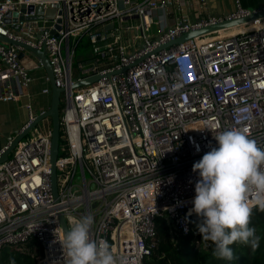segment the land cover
Returning <instances> with one entry per match:
<instances>
[{
	"label": "built area",
	"instance_id": "obj_1",
	"mask_svg": "<svg viewBox=\"0 0 264 264\" xmlns=\"http://www.w3.org/2000/svg\"><path fill=\"white\" fill-rule=\"evenodd\" d=\"M170 3L0 0V35L44 50L63 101L56 197L50 118L40 119L0 161V250L33 240L40 247L37 264H63L59 215L68 230L72 221L91 216L92 239L106 240L129 264H143L157 233L156 217L171 225L172 238L197 234L189 219L200 218L188 215L199 178L192 168L218 147L215 134L246 129L264 149V14L157 49L188 30L264 5L247 7L234 0L231 11L169 22ZM21 4L56 13L51 19L10 14L6 21L7 12H19ZM83 39L89 55L77 59ZM39 68L37 54L0 38V100L27 95L32 71ZM41 93L50 94V85ZM25 108L20 130L46 111L36 110L32 101ZM8 145L0 146V155Z\"/></svg>",
	"mask_w": 264,
	"mask_h": 264
},
{
	"label": "clouds",
	"instance_id": "obj_2",
	"mask_svg": "<svg viewBox=\"0 0 264 264\" xmlns=\"http://www.w3.org/2000/svg\"><path fill=\"white\" fill-rule=\"evenodd\" d=\"M214 138L218 147L193 164L192 171L199 178L188 215L195 213L200 218L198 231L204 242L214 244L213 256L231 261V245L259 246L255 229L249 225L253 209L264 212V149L246 129L218 132ZM195 147L199 152V145ZM92 224L93 218L85 216L72 221L70 230L58 239L55 232L63 264H129L126 256L114 255L106 240L91 238Z\"/></svg>",
	"mask_w": 264,
	"mask_h": 264
},
{
	"label": "trees",
	"instance_id": "obj_3",
	"mask_svg": "<svg viewBox=\"0 0 264 264\" xmlns=\"http://www.w3.org/2000/svg\"><path fill=\"white\" fill-rule=\"evenodd\" d=\"M60 113L63 102L60 100ZM51 126V121H50ZM62 138L60 137L59 140ZM200 219L190 218L189 223L197 229V234L179 233L171 237V225L163 217H156V236L150 254L146 255L143 264H264V212L253 209L249 227L255 229L259 238V246L236 243L233 249L234 258L231 261L217 259L213 256L214 244L204 242L197 224ZM33 240L23 245H6L0 250L1 264H37V251Z\"/></svg>",
	"mask_w": 264,
	"mask_h": 264
},
{
	"label": "water",
	"instance_id": "obj_4",
	"mask_svg": "<svg viewBox=\"0 0 264 264\" xmlns=\"http://www.w3.org/2000/svg\"><path fill=\"white\" fill-rule=\"evenodd\" d=\"M24 12L27 13H35L38 14L39 17H42V15L46 18V19H51L54 17L56 11L54 8H44L41 5H33V4H21L19 7V12L18 11H13L12 13L7 12L5 20L7 21L9 18L10 14H13L14 17L19 18V19H24ZM60 12V11H59ZM264 14V8L260 9L257 12H251L248 15L245 16H241V17H237V18H232V19H224L223 21L220 22H216L213 24H208L205 26H202L200 28L197 29H191L188 30L187 32L183 33L182 35L176 37L173 40H170L164 44H161L157 49H160L162 47H165L169 44H171L172 42H178V41H183L189 37H192L194 35L200 34V33H204V32H208L211 31L213 29H218V28H223V27H227L230 25H234V24H238V23H242L245 21H248L249 19L259 16V15H263ZM13 18V19H16ZM57 22L60 23L61 18L58 17ZM56 24L55 26L57 28L60 27V24ZM108 26H112V24H108ZM51 32H54V27L51 29ZM1 39H5L8 40L12 43H16V44H20L25 46L26 48L30 49L32 52H34L35 54H37L40 58H41V62L43 65V68L45 69L47 75H48V81L50 84V104L49 107L46 109V111L42 114H39L32 122H30L28 124V126H26L23 130H16L15 133L16 135L12 138V136L10 135L7 138V141H9V145L8 147L1 153L0 155V161L5 160L8 157V154L11 152V150L14 148V146L16 145V143L22 139L23 137H25L27 135V133L30 131V129L42 118L45 117H49L50 121H51V154H50V162H51V185H52V191L54 196H57V185H56V165H55V161H56V157H57V153H58V145H59V139H60V108H59V104H60V94L62 91V87L60 86H56L54 83V78H53V73H52V68L51 65L49 63V60L47 58L46 53L44 52L43 49H38V48H34L31 46H28L27 44H24V42L22 41H17V40H13L10 39L8 37L5 36H1ZM98 77V75L83 79L81 81L76 82V85H81L84 83H89L93 80H95ZM59 222L62 226V230L63 233L68 231L67 225H66V221L65 218L63 216V214L59 215Z\"/></svg>",
	"mask_w": 264,
	"mask_h": 264
},
{
	"label": "crops",
	"instance_id": "obj_5",
	"mask_svg": "<svg viewBox=\"0 0 264 264\" xmlns=\"http://www.w3.org/2000/svg\"><path fill=\"white\" fill-rule=\"evenodd\" d=\"M241 2L247 7H259L264 5V0H241ZM168 7L170 15L172 16L169 18V22L176 19L193 21L210 13L220 14L233 10L234 0H182L180 3H176L175 0H171ZM114 23L116 24V22L109 24H112L113 26ZM112 26H108V28H111ZM86 47L89 52L87 43ZM39 69H43L44 71L39 72L38 74H35V70L32 71L34 79L27 89V95H23L15 100H0V146L7 143V138L10 135L13 138L16 135L15 131L20 130L21 126L24 124L27 118V110L25 108V103L27 101H32L36 110H38L40 106L45 109L49 107L50 99L48 103L40 104L36 97L38 93H41V88L46 85H50L49 81L45 78V75H47L45 69Z\"/></svg>",
	"mask_w": 264,
	"mask_h": 264
},
{
	"label": "rangeland",
	"instance_id": "obj_6",
	"mask_svg": "<svg viewBox=\"0 0 264 264\" xmlns=\"http://www.w3.org/2000/svg\"><path fill=\"white\" fill-rule=\"evenodd\" d=\"M88 52V49H87V47H86V42H85V40L83 39V40H81V42H80V44L77 46V48H76V58H80V57H82L84 54H86ZM42 71H44L43 69H36L34 72H35V74H38L39 72H42ZM36 97H37V99H38V101H39V103L40 104H46V103H48L49 102V99H50V95H48V94H42V93H38L37 95H36ZM61 100V99H60ZM63 102V101H62ZM47 119H49V117L48 118H46V120ZM61 146H62V139L61 140H59V145H58V147H59V150L61 151ZM11 153V152H10ZM37 250H35V252H36ZM37 255H38V252H37Z\"/></svg>",
	"mask_w": 264,
	"mask_h": 264
},
{
	"label": "bare ground",
	"instance_id": "obj_7",
	"mask_svg": "<svg viewBox=\"0 0 264 264\" xmlns=\"http://www.w3.org/2000/svg\"><path fill=\"white\" fill-rule=\"evenodd\" d=\"M238 26H234V27H231L230 30L232 29H236ZM248 26H246L245 28H247Z\"/></svg>",
	"mask_w": 264,
	"mask_h": 264
}]
</instances>
